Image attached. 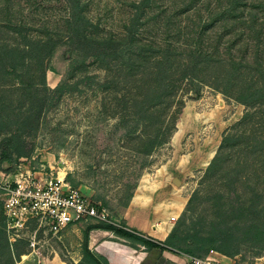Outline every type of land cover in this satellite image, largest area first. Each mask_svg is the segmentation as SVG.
Instances as JSON below:
<instances>
[{
	"label": "trees",
	"instance_id": "16d2710c",
	"mask_svg": "<svg viewBox=\"0 0 264 264\" xmlns=\"http://www.w3.org/2000/svg\"><path fill=\"white\" fill-rule=\"evenodd\" d=\"M79 1L68 0L70 19L67 29L60 31L61 36L57 32L58 37H55L51 29L45 28L46 37L33 38L26 34L25 26L7 23L9 36L10 32H18L23 38L10 43L4 41L5 37L2 40L0 29V80L17 79L25 93L33 97L30 105L7 107L12 118L7 128L11 132L15 127H18L16 130L38 127L42 110L61 94L75 90L80 84L100 86L106 92L105 111L117 118L109 134L110 141L114 142L117 137L128 140L132 160L136 162L133 171H125L122 175L128 183L122 206L127 207L143 170L152 162L150 156L168 142L176 130L185 103L183 95L179 96L180 90L200 95L205 86H210L245 104L244 116L224 133L201 182L227 183L229 192H209L201 196L195 191L167 239V244L191 256H206L216 250L233 258L240 254L245 258V249L264 240V204L257 198L259 193L254 190L248 197L239 192L240 183H259L260 179L264 182V160L255 165L248 159L254 153L264 154V21H246L253 23L243 42L248 43L246 48L242 39L234 34L227 50L231 51L240 42L244 54L231 53L227 57L219 49L182 50L170 44L161 46L140 40L137 32L141 21L128 25L123 36H97V30L89 31L91 25H96L84 16ZM250 40L255 43L251 44ZM248 47L252 48L249 55ZM63 48V59L70 63L60 70L51 62ZM253 53L251 60L248 57ZM96 62L105 71L101 80L89 72L90 65ZM48 70L63 74L55 87L48 84ZM175 104L179 109L172 111ZM9 139H14L13 133ZM17 154L21 157L27 153L19 148ZM0 161L13 164L12 150H4ZM16 167L13 165L14 170ZM102 204L106 206L107 202ZM210 211L215 217L212 220L208 218ZM93 228L112 230L121 237L150 247L159 245L123 223H94L85 231L84 251L86 258L90 257L96 264L108 262L106 259L99 261L89 248V233Z\"/></svg>",
	"mask_w": 264,
	"mask_h": 264
},
{
	"label": "rangeland",
	"instance_id": "374dc122",
	"mask_svg": "<svg viewBox=\"0 0 264 264\" xmlns=\"http://www.w3.org/2000/svg\"><path fill=\"white\" fill-rule=\"evenodd\" d=\"M79 2L84 16L96 25H91L89 31L97 30V34L94 33L97 36H123L128 25L133 21H141L137 32L140 40L161 46L170 44L182 50L196 47H207L212 51L219 49L227 57L231 53L244 54L240 49V42L231 51L227 50L234 34L244 42L245 35L251 30L249 25L253 24L246 21H264V0ZM70 11L68 0H0V29L3 33L1 38L4 40L5 37L4 41L10 43L23 40L18 32H10L9 36L7 23L25 26L28 29L26 34L33 38L46 37L45 28L51 29L53 36L57 32L61 36L60 31L67 29ZM202 29L205 31L201 32ZM250 42L255 43L253 40ZM247 44L243 43V47L246 48ZM250 47L248 55L252 51ZM64 52L65 48L59 49L51 62L60 70L66 69L70 63L63 59ZM253 56L254 53L248 58L253 60ZM89 72L98 75L97 79L101 80L105 71L96 62L90 65ZM62 77L63 74L53 70L47 72L48 84L51 87L57 86ZM182 90L179 91V96L183 95L185 103L179 113L176 130L168 142L154 150L150 156L152 162L143 170L134 193L135 198L140 197H137L138 192L149 193L154 203L168 201L171 197L177 198L175 201L182 203V206L186 201L183 209L182 206L177 207L182 209L180 215L176 219L171 218V221L175 222L195 191L201 196L209 192H229L227 183L201 182L218 151L224 133L240 121L247 110L245 104L226 97L210 86H205L200 95L191 90L185 94ZM105 94L103 88L98 85L88 87L80 84L75 90L61 94L45 106L38 127L27 126L19 130L15 127V130L10 132L6 125L12 118L7 107L30 105L33 97L29 92L25 93L17 79L0 80V159L4 150H12L15 158L13 164L0 161V177L11 175L14 171L13 165H19L21 159L26 158L28 165H44L56 173L66 172L69 183L80 185L93 199L107 202L106 207L113 222L122 218L125 208L122 206L123 194L128 184L122 175L125 171H133L136 162L132 160L133 152L128 147V140L117 137L114 142L110 141L109 134L117 118L110 114V111H105ZM176 109H179L178 104L174 105L172 111ZM11 133L13 140L9 139ZM19 148L27 154L19 157ZM248 159L255 162V165H260L264 154L254 153ZM143 179H146L145 183L149 186L138 191ZM153 185L158 186L153 189ZM239 187V192L248 197L253 195L254 190L257 191V198L262 199L264 204V196H261L264 195L262 179L259 183H240ZM208 218H215L211 211ZM94 222L88 220L77 223V230H74L68 239L64 237V231L61 238H48L46 245L42 247V254L50 259L52 264H62L59 261L61 259L69 262L79 259L85 231ZM244 252L245 258L241 254L234 257L238 259L236 262L254 263L257 256L264 255V240L253 244L251 249H245ZM56 255L57 257H54ZM26 260L28 264L29 258Z\"/></svg>",
	"mask_w": 264,
	"mask_h": 264
},
{
	"label": "built area",
	"instance_id": "2783aa9c",
	"mask_svg": "<svg viewBox=\"0 0 264 264\" xmlns=\"http://www.w3.org/2000/svg\"><path fill=\"white\" fill-rule=\"evenodd\" d=\"M21 160L11 175L0 180V195L11 243L26 241L35 264H48L41 255L42 247L48 238H60L70 224L88 220L113 222L107 207L80 185L69 183L66 172L56 173L44 165H28L26 158ZM191 264L225 263L209 253L191 256Z\"/></svg>",
	"mask_w": 264,
	"mask_h": 264
},
{
	"label": "crops",
	"instance_id": "0c3cea01",
	"mask_svg": "<svg viewBox=\"0 0 264 264\" xmlns=\"http://www.w3.org/2000/svg\"><path fill=\"white\" fill-rule=\"evenodd\" d=\"M2 178L0 177V180ZM157 186L153 185L152 187L154 189ZM135 195L130 204L124 208L122 218L115 220L114 223L117 225L123 223L128 229L139 232L150 240L157 241L159 245L150 247L143 242L121 237L112 230L93 228L90 230L88 242L93 255L102 262L103 259H106L108 264H191V255L167 244V239L176 223L171 221V218L177 208L175 205L177 198L171 197L168 201L154 203L153 197L149 193L141 192L139 198H135ZM181 210L176 214L175 219L180 215ZM94 221L96 220H92V222ZM99 222L101 221L94 223ZM76 224L72 223L63 230L66 239L73 235L74 230H77ZM82 240V254L79 259L74 262L61 259L59 261L62 264H96L90 257L86 258L84 238ZM22 245H25L27 250ZM28 251L26 241L20 240L11 243L6 227L4 203L0 195V264H26L27 258L30 260L28 264H35L34 255L28 254ZM42 253L41 255L44 256ZM210 253L225 264H238L237 258L216 250ZM84 261H88V263ZM47 262L52 264L50 259H47ZM251 264H264V255L257 256L254 263Z\"/></svg>",
	"mask_w": 264,
	"mask_h": 264
},
{
	"label": "bare ground",
	"instance_id": "6f19581e",
	"mask_svg": "<svg viewBox=\"0 0 264 264\" xmlns=\"http://www.w3.org/2000/svg\"><path fill=\"white\" fill-rule=\"evenodd\" d=\"M145 181H146V179H143L142 180V183H141V185H140V188H139V190L138 191H141L143 188L145 189L146 187H148L149 186V184L148 183H145ZM140 196V193L138 192L137 193V197H139ZM176 207H181L182 206V203H180V202H176ZM180 210L178 209V208H176V210H175V212H174V216L172 217V218H175L176 217V214L179 212Z\"/></svg>",
	"mask_w": 264,
	"mask_h": 264
}]
</instances>
